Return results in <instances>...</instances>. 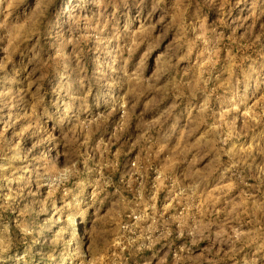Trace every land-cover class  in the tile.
Returning a JSON list of instances; mask_svg holds the SVG:
<instances>
[{
    "label": "rangeland",
    "instance_id": "374dc122",
    "mask_svg": "<svg viewBox=\"0 0 264 264\" xmlns=\"http://www.w3.org/2000/svg\"><path fill=\"white\" fill-rule=\"evenodd\" d=\"M253 3L0 0V18L27 25L0 51L7 264H80L97 258L89 245L101 264H264V0L255 17ZM72 138L106 190L70 225L30 161Z\"/></svg>",
    "mask_w": 264,
    "mask_h": 264
},
{
    "label": "clouds",
    "instance_id": "9594fccd",
    "mask_svg": "<svg viewBox=\"0 0 264 264\" xmlns=\"http://www.w3.org/2000/svg\"><path fill=\"white\" fill-rule=\"evenodd\" d=\"M259 0H254L252 15L257 16V5ZM7 10L5 9V12ZM264 15V11L259 13ZM6 15L0 18V51L11 53L16 51L18 41L21 38L22 32L27 27L26 22L21 19H13L7 21ZM158 122V121H157ZM28 128H24L23 132H27ZM23 132L21 135H23ZM6 143L3 133H0V161L5 159L3 145ZM81 145L77 144L75 138L69 139L62 150L55 153H37L30 164H34L35 182L37 185L46 190L48 198H55L60 194L61 200L64 202V207L67 209V218L69 224H73L74 218L80 215L82 206H85V195L89 202L95 201L97 197L106 190V186L92 175L93 172H99V167L93 169L89 167V160L80 152ZM19 148V145H17ZM63 157V158H62ZM114 168V164L111 165ZM7 171L3 163H0V173ZM3 177H0L2 180ZM31 179V178H30ZM143 183V180H141ZM131 186V184H129ZM192 196H195L193 191ZM9 204L13 201L8 200ZM55 199L53 204L55 206ZM255 205V202H254ZM5 209L4 205H0V212ZM173 220L186 222V217H173ZM6 228V226H3ZM24 236V243H28V238L33 235L34 228L27 224L21 229ZM170 235V233H168ZM7 231L0 232V264H7L10 257L6 256L8 245L3 243V237H6ZM183 235V232L180 233ZM192 235V233H189ZM76 232L73 230L72 238H69L66 243L69 248H78L79 241L76 239ZM203 238V237H202ZM151 239V237H149ZM155 243V241H153ZM192 243H197L194 238ZM89 250L93 251L97 258L89 259L86 256L81 259L80 264H101L103 257L98 255L99 250L94 248V245H89ZM82 255V253H81Z\"/></svg>",
    "mask_w": 264,
    "mask_h": 264
}]
</instances>
